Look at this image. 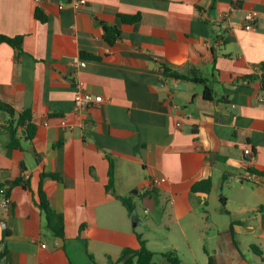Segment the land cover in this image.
I'll list each match as a JSON object with an SVG mask.
<instances>
[{
	"label": "crops",
	"instance_id": "crops-1",
	"mask_svg": "<svg viewBox=\"0 0 264 264\" xmlns=\"http://www.w3.org/2000/svg\"><path fill=\"white\" fill-rule=\"evenodd\" d=\"M75 1L0 0V34L22 37L20 52L0 43V100L37 127L12 148L0 111V186L13 199L10 211L0 207V264H120L125 248H139L137 234L181 264H264V90L243 80L264 63V0ZM101 22L119 30L112 46ZM162 65L197 69L215 98ZM79 79L103 102L76 113ZM153 178L166 181L150 187ZM206 180L210 192L192 190ZM41 182L63 237L38 207Z\"/></svg>",
	"mask_w": 264,
	"mask_h": 264
},
{
	"label": "trees",
	"instance_id": "trees-1",
	"mask_svg": "<svg viewBox=\"0 0 264 264\" xmlns=\"http://www.w3.org/2000/svg\"><path fill=\"white\" fill-rule=\"evenodd\" d=\"M35 16L41 22H44L46 20V17L43 15L40 9L36 10ZM121 18L123 22L127 24H132L140 20L139 14L134 16L123 15ZM100 24L103 26L104 29V39L108 42L109 45L112 46L118 39L117 34L119 33V30L116 27L107 25L106 23L103 22H101ZM2 42H6L10 44L14 48H16L19 52L22 50V37L12 38L0 34V43ZM83 57H88V55L84 53ZM162 67L165 77L172 78L180 82L190 81L196 84H202L205 86L204 99L211 101L215 98L214 91L207 84V79L203 78L197 69H191L188 74H180L177 71H173L164 65H162ZM243 80L248 82L259 80L261 83V88L262 90H264V63L261 64L259 70L256 73L243 77ZM220 100L224 101L226 99L221 98ZM0 111L9 115V119L6 122V127L11 135V142L9 145L10 147L14 148L20 146V138L18 137L19 132H21L22 136L27 140H31L34 138L37 127L32 122V116L30 112L23 111L17 113L11 105L1 100H0ZM113 174H114L113 170H111L110 176L112 177ZM46 176H47L46 174H42V179H44ZM22 180L23 179H20L19 182H22ZM24 183H25L24 185H27L26 181ZM211 188H212L211 180H206V181L197 182L193 186L192 190L194 192H198V191L210 192ZM0 189H4L5 193L9 195L8 190H6L4 186H0ZM38 197H39L38 207L46 215L48 229L53 233L54 236L63 237L65 230L64 220L62 218L59 219L57 218V214L55 210L52 208L48 200L47 194L44 191L43 182L40 183ZM120 200L127 208V210L130 213H133L134 206L131 204V202L125 198H120ZM137 237L139 241V248L136 250L131 248H125L122 251V256L119 261L120 264H157V262L155 261V257L157 253L151 251L148 248L147 241L142 237V235L137 234ZM158 255L165 258L169 264H181V259L177 251L175 250L158 253Z\"/></svg>",
	"mask_w": 264,
	"mask_h": 264
},
{
	"label": "built area",
	"instance_id": "built-area-1",
	"mask_svg": "<svg viewBox=\"0 0 264 264\" xmlns=\"http://www.w3.org/2000/svg\"><path fill=\"white\" fill-rule=\"evenodd\" d=\"M86 3H87V0H76L75 6L81 7V6H84ZM229 14L223 15L222 16L223 20L227 19ZM256 21H257V18L254 15V13L247 12L244 16V28L247 31H254L256 28ZM86 63H87L86 61H82L80 63V66L85 67ZM77 87H78V90H77V92L75 94V98H74V111L76 113L84 112L87 109H89L90 107L103 102L102 96L92 95L84 89V82L82 80H80V79L78 80ZM244 153L248 156V159L246 161V165L248 167H253V165L255 164V161H256L255 154L253 153V151L250 148L245 149ZM22 178L24 181H27L30 178V174L27 172H24V173H22ZM258 178H259V176L256 173H252L250 175V179H252V180H257ZM165 181H166V179H164V178H162V179L153 178L151 180L150 187H156V186L164 183ZM12 206H13V199L11 198V196L7 195L5 193L4 189H0V207H2L3 209H5L7 211H10ZM43 247H46V245H43Z\"/></svg>",
	"mask_w": 264,
	"mask_h": 264
},
{
	"label": "water",
	"instance_id": "water-1",
	"mask_svg": "<svg viewBox=\"0 0 264 264\" xmlns=\"http://www.w3.org/2000/svg\"><path fill=\"white\" fill-rule=\"evenodd\" d=\"M173 87H175V85H173ZM154 201H155V198L154 197H152V196H146L145 199H144L143 206L146 209H148L150 211H153L154 210ZM58 239L61 240V238H58Z\"/></svg>",
	"mask_w": 264,
	"mask_h": 264
},
{
	"label": "rangeland",
	"instance_id": "rangeland-1",
	"mask_svg": "<svg viewBox=\"0 0 264 264\" xmlns=\"http://www.w3.org/2000/svg\"><path fill=\"white\" fill-rule=\"evenodd\" d=\"M141 211H143V209L141 208ZM148 214V216L149 217H157V213H154V212H148L147 213ZM138 230H139V232L142 230V228L141 227H138ZM157 258H156V260H159L161 257H160V255H158V253H157Z\"/></svg>",
	"mask_w": 264,
	"mask_h": 264
}]
</instances>
